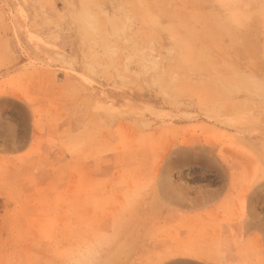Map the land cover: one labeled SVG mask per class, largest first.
<instances>
[{
  "label": "rangeland",
  "instance_id": "obj_1",
  "mask_svg": "<svg viewBox=\"0 0 264 264\" xmlns=\"http://www.w3.org/2000/svg\"><path fill=\"white\" fill-rule=\"evenodd\" d=\"M0 264H264V0H0Z\"/></svg>",
  "mask_w": 264,
  "mask_h": 264
},
{
  "label": "bare ground",
  "instance_id": "obj_2",
  "mask_svg": "<svg viewBox=\"0 0 264 264\" xmlns=\"http://www.w3.org/2000/svg\"><path fill=\"white\" fill-rule=\"evenodd\" d=\"M248 21V20H247Z\"/></svg>",
  "mask_w": 264,
  "mask_h": 264
}]
</instances>
